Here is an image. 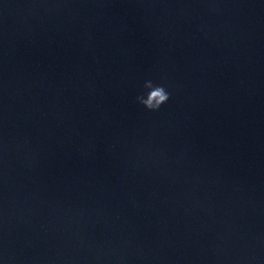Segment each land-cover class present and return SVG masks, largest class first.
Wrapping results in <instances>:
<instances>
[{"label": "water", "instance_id": "water-1", "mask_svg": "<svg viewBox=\"0 0 264 264\" xmlns=\"http://www.w3.org/2000/svg\"><path fill=\"white\" fill-rule=\"evenodd\" d=\"M6 199L14 264H264V0H0Z\"/></svg>", "mask_w": 264, "mask_h": 264}, {"label": "clouds", "instance_id": "clouds-1", "mask_svg": "<svg viewBox=\"0 0 264 264\" xmlns=\"http://www.w3.org/2000/svg\"><path fill=\"white\" fill-rule=\"evenodd\" d=\"M211 11L219 12L220 8L216 5L211 6ZM172 92L169 91V85L166 83H156L152 79H146L142 85V91L135 97L137 104L141 105L148 112H157L165 105L171 98ZM10 151H18V146L10 148L7 141L3 146L5 156V165L7 163L6 157ZM22 167L26 170H34L37 165V159L33 154H24L20 161ZM7 173L5 172V178ZM128 202L133 208L139 207V201L134 193L128 194ZM256 206H253L255 210ZM26 224V213L18 210V202H9L5 200V208L3 216L0 217V238L4 242V259L5 264H14L15 257L10 256L7 251V243L9 234L20 224ZM105 247L97 248V255L95 259L99 262L105 256ZM219 247V245H217ZM144 248L139 244H134L129 240L121 242L118 249L114 252L112 259L113 264H131L133 259H143Z\"/></svg>", "mask_w": 264, "mask_h": 264}]
</instances>
